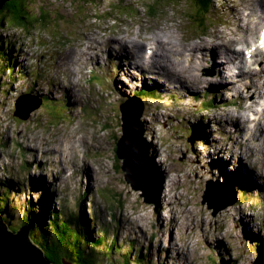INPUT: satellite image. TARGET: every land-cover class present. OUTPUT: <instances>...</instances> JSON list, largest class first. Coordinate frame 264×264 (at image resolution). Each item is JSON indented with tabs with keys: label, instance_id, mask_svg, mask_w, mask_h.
<instances>
[{
	"label": "rangeland",
	"instance_id": "obj_1",
	"mask_svg": "<svg viewBox=\"0 0 264 264\" xmlns=\"http://www.w3.org/2000/svg\"><path fill=\"white\" fill-rule=\"evenodd\" d=\"M78 1L79 0H76V2L72 1L70 5L67 0H37L36 2H34L36 6H31L30 11L32 12H30V15L31 17H36V10L40 8L41 10H43V12H41L43 14L41 15L46 14V21L52 26L54 24H57V21L63 20L61 14L66 12V14L68 15L67 23L69 22L70 24H74L75 26L78 25L79 28H81L82 32H84V28H87L89 24L96 26L97 20H95L91 16V12L90 14L88 13L90 4L86 6L84 2L81 3ZM180 1L181 0H176L175 3L178 5ZM92 2L93 1L90 0V3ZM41 4H45L44 9H42ZM255 5H258L257 2L255 3ZM255 5L250 7L251 12L252 9L255 10ZM117 7V5H114L113 9ZM94 8L96 11L94 13V16H97L99 20H104L103 16L108 12V5L104 4L102 7H99L98 5ZM91 10L92 9H90V11ZM122 12L127 11L124 9H120L117 13L121 14ZM254 13L256 21L259 22V18L257 16L258 12L254 11ZM164 23L165 26L162 27V30L164 31L166 30V28H171L174 34L171 35L170 32L166 30L167 35L165 36L163 32H160L159 36L162 39L173 41L171 44L174 47L179 46L178 43H176L175 39H182V41H186V39L188 38L187 35L180 36L176 34L177 31L183 33V29L177 28L176 25L173 27L172 24L167 23L166 21H164ZM66 26L68 27L70 25ZM137 26L138 30L142 32L143 26L140 22H137ZM103 27L104 26H97L92 28L91 30L103 34ZM48 28V25L42 27L44 31H47ZM30 29L32 30L33 27H31ZM36 30L37 27L34 28L33 31L28 32L29 34H35ZM226 35L232 37L231 30H229V33ZM145 36L150 35L146 34ZM3 38L4 35L0 31V39ZM204 43L205 42H200L196 45H189L184 42L181 45L198 51L202 48V45H204ZM1 45H3V43H1ZM83 49L85 50V46ZM188 54L189 53L187 52L186 56H188ZM5 57L0 56V69L2 70L6 69L4 67ZM259 58V63L261 66H263L264 60L261 57ZM175 59V67L177 66L176 64H180L182 66V60L185 61V65H183L182 68L184 70H187L188 77L185 75L187 78H191L190 76H192L193 78L194 76L199 77V74L195 73V71H198V59L193 64L187 62L183 57H181V59ZM222 62L223 61L220 60V63ZM124 63L125 62L122 63L121 68L123 72H127ZM86 66L88 68V65ZM237 66L239 67V65ZM157 67V63H155L154 67H152V72L154 75L156 72L155 69ZM262 68L264 67L256 68L259 73L258 75H255V80H263L264 73L261 72ZM173 71L178 72L179 74L184 73L180 70L177 71L176 69ZM115 72L118 73V70H115ZM200 74H202L203 76H210L212 75V72L205 70L204 65H202L200 67ZM227 74L231 75L233 73L228 71ZM249 74L251 75V73ZM124 77L125 79L127 78L125 75ZM226 78L229 80L228 77ZM240 78L242 79L243 77ZM250 79L251 78L247 79V83L245 84V86L243 84L238 85L239 89L243 90V93L240 94L239 98L241 100V103L239 102L240 106L242 107L241 112H250L251 110H253V108H249V104L251 102L250 100L245 103V106H243L244 104L242 100L246 94H251H249L248 92L249 90L252 91V89H249L247 86L251 82ZM214 80V83L209 84L204 83L206 81L205 79L199 83H197L196 79L195 83H192L190 82V79H187L184 85L194 91L191 90L190 94L189 91H186V89L184 88L179 89L178 94L181 95V97H183V94L186 91L181 104L179 102H174L173 104V101L171 100L167 102L171 108L168 107L167 109H165L157 107V109H145L144 115L147 116V119H144L145 122L143 128L147 133H149L152 138H155V135H159L160 137L162 136V138L157 139L156 142L158 145H160V143H163L164 145V148L162 149L164 155L160 150H158L157 153V156H163L161 157V159L163 158L161 160V163H159L158 160L152 159L154 161L152 162L153 164L151 163L150 165V170L153 172L154 178L161 177V173H157V169L160 172H163L165 176L168 175L165 180L166 189L164 188L163 191L159 187H155V189H153L155 192L153 193V197L156 200L158 199L159 201L158 207H155L156 205L153 200H147L144 195L142 196L137 192V190H134L131 184H127V182L124 180L125 173H123L122 176H119V174L116 175L115 173L110 176L109 189L111 197L113 198L112 201L116 204V201L118 199L121 200L124 204V207L128 210H131L129 212L134 214L133 220L137 224H134L132 226L133 230H128V232L125 233V237H119L117 235L114 239H109L104 249L102 250V254L105 257L118 258V256H123V248L128 249V247H132L133 245L131 243V245L123 246L121 240L129 237L128 240H133L136 238L139 239L136 242H133V253L130 256V259L127 260L129 264H135L141 260L143 261L142 264H264V261L261 260V257L258 253V247L255 243L252 244L253 240L250 238L249 234V232L253 233L254 225H264V208L259 214L256 213L258 222L255 221L253 225L251 207H256V204L243 205L242 208L240 207L239 209V207H237V204H240L241 201H238L236 205H227L223 211L214 215L215 211L209 208L207 203H202L207 187H215L217 191L222 190L226 194L227 189L224 188V186L226 185V180H228L230 184L232 183V186H234L238 190H240L241 185L240 182H236L235 180H233L231 173L232 161L234 159V148H236L237 145H240L238 143V140L236 141V139H234L237 145H232L231 139L230 143H226V137L222 139L218 135V138H214L213 132H209L205 129L203 130L205 133L204 135H206L205 139L207 142L205 141V139L201 140L198 134L196 135L197 139H190L191 136L189 135L187 129H185L184 127V122L187 120L188 116H192L196 112L200 111L199 108L190 107L189 103L200 104L202 102H205V98H202L204 93L202 94L201 91H209L210 95H214L218 94V90H222L223 92L221 93V95L231 97V93H233V96L238 88V86L235 90H233V88L231 89V87L230 89L224 88L219 82L221 78H218V76ZM57 84L60 85V81H57ZM224 84L226 83L224 82ZM3 87H8V85L1 84L0 91ZM0 98L1 101L5 100V98L1 95V92ZM215 99H217V101H222L220 98ZM262 101H264V99L261 100V102ZM259 105H261L260 102L257 106ZM3 109L4 106L0 104V110ZM127 109H130V107ZM253 111L256 112V110ZM213 112L218 113L219 111H211V114H213ZM258 112L259 111L257 110L256 115H259ZM231 115H233V113ZM236 115H239V113ZM247 115L248 113H241L242 121L244 123H247ZM260 115H262V120H259L258 125L256 126L259 130L256 132L253 138L247 140L248 144L250 141L252 142V146L247 147L248 149L241 147V149L245 152L249 151L251 153V157H255V152L258 153L257 161L264 174V139H261L260 141L257 140L258 137L262 136L261 131L264 130V125H260L264 122V114L260 113ZM230 118H235V115L234 117ZM255 119L257 118L255 117ZM111 121L114 122L117 128L116 133H119L117 135V139H119L122 136V121L121 126L120 121L116 118L114 119L113 117H111ZM141 123H143V121H141ZM185 131L187 133H185ZM236 132L240 133L237 130ZM226 135L227 134L223 130L220 131V136L223 137ZM39 136L41 138L38 139L39 144H43L44 138L42 137V135ZM117 139H113L114 143L117 141ZM224 145L226 146L224 147ZM240 168L243 169L250 178L254 179L253 173L245 169L242 164H240L239 169ZM93 180L94 176L92 175V185ZM54 181L58 187L59 185L56 183V179H54ZM154 181L155 184H157L156 179ZM255 181L257 182V180ZM255 181L251 183V185L254 184ZM172 184V192L170 193L169 189ZM42 185L43 184L38 183L39 187H41ZM114 195L117 196L118 199L115 198ZM39 197V200L45 199L48 201H52L49 190L44 185L42 186ZM242 198L246 199V196H242ZM8 201L10 205L8 204L7 210L10 216L11 225L17 227L19 226L21 219L23 220L26 215V209L24 208L29 202H27L25 198L20 197H15V199H13L12 201ZM220 203L222 204L223 202L220 201ZM35 209L37 220L40 219L38 216H41V213L45 214L50 210L55 211L57 209V205L54 204L53 206H46L44 210L40 211V204L37 202L35 204ZM174 216L176 217V221L175 225H172L170 224V221L174 219ZM136 217L138 219L140 217L139 223L137 222ZM46 218L49 217H45L44 220L46 227L43 226V229L48 231L50 229L49 219ZM41 228L38 229L41 230ZM38 229L36 231L39 232ZM138 230L141 232L140 235L138 234ZM262 233L264 234V231H260L258 234ZM94 236L95 238H97L96 235ZM31 243H33V241ZM34 245L36 247H39L37 244ZM137 250L138 252H136ZM100 251L101 248L99 249L100 264H121L120 262H118V260H110L101 256ZM79 254L86 262H89L91 259L95 261L96 259V257L92 258L90 255H87L84 252L77 253V255ZM169 256H171V259H168Z\"/></svg>",
	"mask_w": 264,
	"mask_h": 264
},
{
	"label": "bare ground",
	"instance_id": "obj_2",
	"mask_svg": "<svg viewBox=\"0 0 264 264\" xmlns=\"http://www.w3.org/2000/svg\"><path fill=\"white\" fill-rule=\"evenodd\" d=\"M262 0L258 1L257 4L259 7H262L263 6V3L261 2ZM254 11V9H252V12ZM264 13H262L263 15ZM235 16L239 15V13H235L234 14ZM259 20H264V16L260 17ZM258 26L263 29L264 25L261 24V22H257ZM176 25V24H175ZM141 27V26H140ZM182 29V28H181ZM167 31L170 32L171 35H173V31L171 30V28H166ZM151 32V31H150ZM232 32V37H229L231 38V42L230 41H225V45H229L231 44L232 46H234L235 44H239V43H253L254 44V41L247 35V34H243L242 31H237V32H234V31H231ZM242 32V33H241ZM245 33V32H244ZM242 35V36H241ZM227 36V35H226ZM160 37V36H159ZM173 41H169L167 39H162L160 37V43L162 44L161 46V56L160 58H156V60H152L151 62V66L154 67V64L157 63L158 64V67L155 69V75H157L158 73V68H159V64H161V60H163L164 58L167 59V57H169V55H172V57L174 58H177V59H181V57L185 58L187 62H189L190 64H193L196 62V60L198 59L197 58V54L196 52H198L197 50L195 49H191V48H188L186 46H180V50H175V49H172L170 48L169 46H167L166 44H169V43H172ZM248 43V44H249ZM165 44V45H164ZM233 52V55H235V58L236 60L238 61L237 65H239V67L237 66L238 68V71L237 72H233V70L230 68L231 65L235 62V60L233 59V57H231V55H228V54H225L223 53V57H219V60H222L223 62L220 63L221 64V71H222V74L224 73V71H226L228 68H229V72H232L233 74H231L230 76H228L229 80L225 77V78H222V74L220 72V70L218 71V78H221V80L219 81L222 86L224 88H229L231 87V89L233 88V90H235L237 88L238 85L240 84H243L245 86V84L247 83V79L248 78H251V82L248 86L249 89H252V91L249 90V94H246L244 97H243V106H245V103L250 100V104H249V108H254L255 106H257L259 104V102L261 103V100L264 99V74H263V80L260 81L259 80H255V75H258L259 71L256 69V68H253L252 65L250 64L251 62L247 60H245L243 62L242 60V57L241 55L238 53V52H235V50L233 49L232 50ZM189 53L188 56H186V53ZM254 54H252V57L251 59L254 57H261L263 60H264V51L263 49H256V51H253ZM252 52V53H253ZM248 55V54H247ZM221 56V55H220ZM154 61V62H153ZM182 66L185 65V61L182 60ZM199 61V60H198ZM125 63H127L126 61H124ZM174 64V62H172ZM236 64V63H235ZM247 66L249 68V70H246L244 65ZM61 66H66L65 64V60L63 62H61L60 64ZM176 65H180V64H176ZM175 66V65H174ZM181 66V65H180ZM195 70V69H194ZM178 71V70H177ZM258 71V72H257ZM261 72L264 73V68L261 69ZM124 73L126 75H128V72L124 71ZM251 73V75L249 74ZM173 74L174 76H179L181 78V80H183V82L185 83L187 79H190V82L192 83H195V79L197 80V83L199 82H202L204 79L206 80L204 83H209V84H212V82L214 81L216 77H213V78H210L208 79V77H205L203 78L201 75H199V77H195L194 78L192 76H190L191 78H187L184 73H178V72H175L173 71ZM240 77H243L242 79ZM231 78H234V79H231ZM240 79V80H238ZM224 82L226 84H224ZM187 85V84H186ZM243 90L242 89H239V86L236 90V92L234 93V95L232 96L233 93H231V97L232 99L233 98H240V94L243 93L242 92ZM212 92V91H210ZM205 93H209V91H205ZM214 101L216 102L217 99H214ZM255 102V103H254ZM257 102V104H256ZM241 106H239V110L242 111V107L240 108ZM127 110H131V109H127ZM139 110H134V112H137ZM264 111V110H263ZM252 112H254L253 110H251L247 117H246V121L247 123H244L242 121V116H241V112L239 113V115H236V114H233L231 115L232 113L231 112H226L222 115L221 117V120L219 122L220 124V129L222 130H226V133L228 135V137H226L225 139H227V142L226 143H230V139H231V129L235 128L238 132L240 133H237L236 131L234 132L233 136L234 137H238L239 134H242V126H245L248 128L249 132H248V140H250L251 138H253L256 134V132L259 130L256 126L258 125V122L259 120H262L260 114L259 115H256V118L257 119H251L249 118L250 114H252ZM235 115V118H230V117H234ZM136 119L134 118V116H131L129 115L128 113H126L124 111V117H123V124H124V128H126V126H132L133 124H138V122L135 121ZM260 125H264V122L261 123ZM143 127V126H142ZM145 130V129H144ZM131 132V130L129 131ZM260 132V131H259ZM262 132V136L258 137L257 140H261V139H264V130L261 131ZM218 133V132H217ZM205 134V133H204ZM197 135V134H196ZM219 135V133H218ZM258 135V134H257ZM256 135V136H257ZM260 135V134H259ZM206 136V135H204ZM201 138V137H200ZM139 139H140V136L138 135V142L137 144L139 145L140 142H139ZM202 140V138H201ZM229 140V141H228ZM238 139H236L237 141ZM206 141V139H205ZM203 142V141H202ZM207 142V141H206ZM257 145V144H256ZM226 145H224L225 147ZM252 146V145H251ZM197 147V146H196ZM259 147V146H258ZM253 148V147H252ZM120 147L118 146L117 147V156L119 159H122L119 154H118V151H119ZM222 149V148H221ZM248 149V148H247ZM255 149V148H254ZM138 150V148H137ZM223 150V149H222ZM224 154V153H223ZM215 155V154H214ZM227 155V154H226ZM255 155V154H254ZM258 160V159H257ZM150 161V160H149ZM232 161V160H231ZM208 162V161H207ZM150 163V162H148ZM150 165V164H149ZM213 168V167H212ZM241 169V168H240ZM241 171L243 172V177L245 179H247V177H249V175L243 170L241 169ZM125 177L127 176V172L125 171ZM229 174V173H228ZM225 176V175H224ZM228 176V175H227ZM247 176V177H246ZM232 184V183H231ZM240 184V183H239ZM172 187H173V184L171 185L170 189H169V192L171 193L172 192ZM137 192L139 194H141L142 196L144 195L147 200L150 199L152 197L151 194H147V192H144L143 190H140V189H137ZM221 196V197H220ZM210 199V200H213L215 198V200L217 201H222L225 199V193L221 190V191H217L215 189V187H207V190H205V196H204V199H203V204L207 203L206 200ZM153 199V202L158 206V199L156 200L154 197L152 198ZM208 204V203H207ZM224 204V205H223ZM227 206L226 202L225 203H220V207H219V212L223 211L225 209V207ZM217 212V213H219ZM41 225V224H40ZM249 227V226H248ZM251 233V232H250ZM30 238V235L28 236ZM236 239V238H235ZM174 249V248H172ZM168 259H171V256L168 257Z\"/></svg>",
	"mask_w": 264,
	"mask_h": 264
},
{
	"label": "water",
	"instance_id": "obj_3",
	"mask_svg": "<svg viewBox=\"0 0 264 264\" xmlns=\"http://www.w3.org/2000/svg\"><path fill=\"white\" fill-rule=\"evenodd\" d=\"M10 0H0V11L3 5ZM138 124L126 126L121 141L118 143L120 147L118 154L122 158L123 171L127 172L126 181L131 184L134 190L140 189L147 194L153 193L155 184L153 174L150 170L151 162L148 159L147 147L143 140V127L138 119L135 120ZM131 130V132H129ZM138 135L140 136L138 145ZM138 148V150H137ZM150 162V163H148ZM150 164V165H149ZM225 199L227 205H233L237 202V197L229 192L227 188ZM231 190V189H230ZM206 200V198H205ZM209 208L214 209V215L219 212L220 201L206 200ZM29 229L23 227L16 235L8 232L4 222L0 220V264H50L44 257L43 251L36 247L28 238Z\"/></svg>",
	"mask_w": 264,
	"mask_h": 264
},
{
	"label": "trees",
	"instance_id": "obj_4",
	"mask_svg": "<svg viewBox=\"0 0 264 264\" xmlns=\"http://www.w3.org/2000/svg\"><path fill=\"white\" fill-rule=\"evenodd\" d=\"M36 1L37 0H12L9 3H6L4 5V8L0 11V20L11 19L12 24L13 23L24 24L25 26V24H29L37 19H40L41 16L36 15L34 19L30 15V12H32L30 11L31 6H35L34 2ZM72 1L76 2V0H72ZM88 1L89 0H79L78 2L89 3ZM199 1L202 2L204 0H199ZM44 6L45 5H42V9H44ZM60 23H63V20L60 21ZM202 135L204 136V131L202 132ZM117 142L118 140L114 143V145H117ZM116 169L118 171L119 166H117ZM243 180L247 182V179H245L244 177ZM33 220L34 218L25 220L23 222V225L31 229L32 231V233H30L31 240L35 244H37L42 250L45 251L46 256L49 258L52 264H99L96 260L94 261L93 259H91L89 262H86L80 254L77 255V253L85 252V249L80 246L82 241L89 242V240H86L84 237L82 239H79V237H75L74 239H72L71 233L66 228H63L64 231L63 236L49 239L48 237H46V234L43 230H40L42 232L41 235L39 234L38 231H36L38 228L40 229L41 227L45 226V220L44 219L41 220L36 228H34L36 226L35 224L36 221ZM54 229L56 230V228ZM97 247H98V243L93 244V249ZM260 248H262L264 251V246H262L261 244L259 245L258 251L260 250ZM263 251H260V254H263ZM126 259L129 260V256H127ZM124 263L128 264V261ZM142 263L143 261L141 260L137 264H142Z\"/></svg>",
	"mask_w": 264,
	"mask_h": 264
},
{
	"label": "clouds",
	"instance_id": "obj_5",
	"mask_svg": "<svg viewBox=\"0 0 264 264\" xmlns=\"http://www.w3.org/2000/svg\"><path fill=\"white\" fill-rule=\"evenodd\" d=\"M10 1H12V0H10ZM7 3H9V2H7ZM6 4V3H5ZM4 4V5H5ZM3 5V6H4ZM36 6V5H35ZM4 8V7H3ZM2 8V9H3ZM37 11V13H35L36 15H38V16H45L46 14H44V15H41V14H43V13H41V12H43V10H41L40 8L39 9H37L36 10ZM46 12V11H45ZM33 18H34V16H32ZM35 19V18H34ZM34 23V21L33 22H31V23H29V24H25V26H24V24H12L11 23V19H3V20H0V31L2 32V31H7V30H10L11 28H13V26H21L22 27V29L23 30H29L31 27H32V24ZM2 34H3V32H2ZM4 35V34H3ZM1 43H3V45H1ZM4 46V47H3ZM11 47V45H10V42L6 39V37H5V35H4V38L3 39H0V56H4L5 57V55H6V53H7V55H6V57L4 58L5 60H6V62H7V64H9V60H11V59H13V60H15L16 62L18 61L17 60V58H16V53L13 51V50H10L9 48ZM4 75V70H2V69H0V85L1 84H5V81L4 80H2V76ZM11 88V87H10ZM3 90H5L7 93H13L14 92V90H11V89H8L7 87H3L2 89H1V93H2V91ZM10 90V91H9ZM5 101V100H4ZM6 102V101H5ZM43 109H45L46 110V118L44 119L45 120V122H44V124L43 125H45L46 126V122H52V120H54V118L57 116V114L55 113V111L53 110V109H51V108H43ZM41 109L39 108V109H36V111L35 112H39ZM21 112L23 113V114H26V110H21ZM121 126V125H120ZM37 203V202H36ZM39 204H40V202H38ZM8 204H9V201H8V197H7V194H6V196L4 195V197L2 198V196L0 197V220L2 221V222H4V224L6 225V226H8L7 228H8V232H11L12 234H14V235H16L17 234V232H20V230L23 228V227H25V225H23V222L25 221V219H21V222H20V224H19V226H17V227H15V226H13V225H11V222H10V216H9V213H8V210H7V206H8ZM41 208V207H40ZM42 210H44L45 208H41ZM41 209H39L40 211H41ZM44 215V214H43ZM30 219V218H29ZM6 220V221H5ZM9 221V222H8ZM28 228V227H27ZM29 229V228H28ZM30 233H32V231L29 229V235H30ZM28 235V236H29ZM29 238V237H28ZM29 240L32 242V240H31V237L29 238ZM33 244H35L34 242H33ZM41 251H44V250H42L40 247H38ZM44 254V253H43ZM44 257H45V259L50 263V264H52L51 262H50V260H49V258L48 257H46L45 256V254H44Z\"/></svg>",
	"mask_w": 264,
	"mask_h": 264
}]
</instances>
